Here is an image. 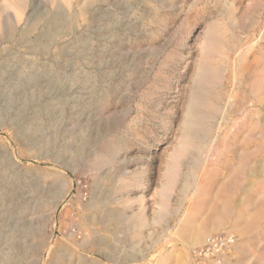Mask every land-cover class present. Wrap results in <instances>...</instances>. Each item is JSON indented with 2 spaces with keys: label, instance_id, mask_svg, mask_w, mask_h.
<instances>
[{
  "label": "rangeland",
  "instance_id": "1",
  "mask_svg": "<svg viewBox=\"0 0 264 264\" xmlns=\"http://www.w3.org/2000/svg\"><path fill=\"white\" fill-rule=\"evenodd\" d=\"M0 264H264V0H0Z\"/></svg>",
  "mask_w": 264,
  "mask_h": 264
},
{
  "label": "bare ground",
  "instance_id": "2",
  "mask_svg": "<svg viewBox=\"0 0 264 264\" xmlns=\"http://www.w3.org/2000/svg\"><path fill=\"white\" fill-rule=\"evenodd\" d=\"M213 44H215V41L212 42V45H213ZM195 115H197V114H195ZM198 115H199V114H198ZM195 118H196V117H195ZM2 146H3V145H2ZM197 235H198V234H197Z\"/></svg>",
  "mask_w": 264,
  "mask_h": 264
}]
</instances>
